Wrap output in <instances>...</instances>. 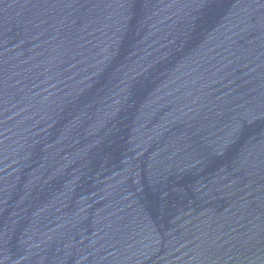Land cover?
Listing matches in <instances>:
<instances>
[{"label":"water","instance_id":"water-1","mask_svg":"<svg viewBox=\"0 0 264 264\" xmlns=\"http://www.w3.org/2000/svg\"><path fill=\"white\" fill-rule=\"evenodd\" d=\"M0 264H264V0H0Z\"/></svg>","mask_w":264,"mask_h":264}]
</instances>
